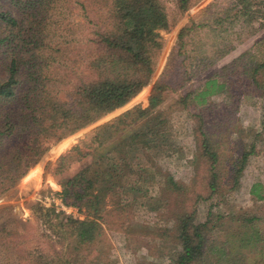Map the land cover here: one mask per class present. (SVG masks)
I'll use <instances>...</instances> for the list:
<instances>
[{"label":"trees","instance_id":"trees-1","mask_svg":"<svg viewBox=\"0 0 264 264\" xmlns=\"http://www.w3.org/2000/svg\"><path fill=\"white\" fill-rule=\"evenodd\" d=\"M65 1L69 0H0V194L25 177L49 150L51 143L96 122L140 93L154 74L157 57L163 48L160 31L169 30L174 23L162 0H109L108 27L95 32V39H89L98 48L88 64L92 75L75 84L69 97L62 99L53 90L61 80L50 73V69L59 62L60 53L65 52L70 43L66 38L72 33L68 21L71 19L67 20L59 8ZM196 1L175 0L173 14L182 16ZM74 2L82 10L86 9L84 1ZM56 9L60 11L59 17L54 22V29L50 30L52 19L49 14ZM61 15L64 16L61 18ZM64 25L65 32L69 31L67 37L62 36L63 39L57 41L48 39L49 31L61 38L58 31ZM262 29L264 0H218L201 9L181 28L176 43L177 54L185 55L178 62L174 60V52L171 53L163 72L166 78L174 68L182 65L178 87L166 79L157 80L146 108L136 106L127 110L103 129L111 135H119L136 121L148 117L144 123L106 148L102 147L99 133L92 132L62 156L61 163L73 154L77 160L95 154L91 162L61 183L59 192L67 206L84 211V218L74 219L64 210L35 203V215L53 236L50 240L62 246L39 255L35 264H85L81 251L84 247V250L90 249V245L101 239L102 212L109 201L116 203L119 195L120 199L128 197L135 201L143 198L142 204L150 211L163 207V197L151 193L161 174L155 158L175 151L176 145L170 118L162 112H152L164 102L169 92H175L191 81L195 67L199 66L202 72L208 70L228 56L237 44ZM199 31H205L208 42H201L194 36L193 33ZM258 43L257 51L253 46L243 50L219 70L207 73L201 82L176 100L183 108L194 110L199 157L207 163L210 173L206 181L209 192L203 198L215 195L222 182L221 159L206 126L207 113L203 112L212 108L216 97L232 99L241 85L264 99V47L260 48L264 39ZM189 46H192L194 56L187 54ZM15 102L19 103L17 110L7 107ZM236 131L242 133L243 127H237ZM260 136L261 132L252 134L249 148L244 143L241 156L232 163L230 182H224L231 183L228 188L238 186ZM14 137L24 138V144L4 150L7 141ZM86 147L89 148L85 150ZM165 181L173 190L183 191L171 174ZM250 195L253 199L264 200V181H254ZM195 214L192 210L175 215L174 235L181 244L175 251H168L171 264H217L223 261L227 264H264V235L255 223L259 219L257 215L246 213L234 226H226L227 235L234 239L229 243L225 239L219 244L214 235L216 227L221 230L219 219L214 223L209 213L206 220L199 221ZM228 244L230 249L226 248ZM105 254L102 253L100 260L98 258V263H106Z\"/></svg>","mask_w":264,"mask_h":264},{"label":"rangeland","instance_id":"rangeland-1","mask_svg":"<svg viewBox=\"0 0 264 264\" xmlns=\"http://www.w3.org/2000/svg\"><path fill=\"white\" fill-rule=\"evenodd\" d=\"M75 1V0H74ZM73 0L65 1L61 6L72 26V33L67 37L65 25L60 26L58 36H53V32L48 35L51 41L62 40V36L70 41L66 51L60 53L58 63L52 66L50 73L60 78L61 82L54 85V92L58 93L62 99L69 97L75 84L82 79L91 77L92 71L88 64L92 53H97V44L91 43L89 39L96 38L95 32L102 31L108 27L110 21L108 17L109 0H82L86 3V9L82 10ZM167 9L171 12V19L174 22L169 30H161L163 48L157 57L155 72L150 78L145 88L131 99L124 106L103 116L96 122L79 130L78 132L50 144L49 150L33 165L27 175L23 177L15 186L1 192L0 194V264H35L36 257L44 253H51L55 249H61V245L50 240L53 236L39 221L33 208L35 203H43L52 207V202L48 198L53 195L58 197L62 190L61 183L73 176L81 168L92 161L93 155H88L81 160L76 156H68L61 163L63 155L72 151V148L82 140L90 136L92 132L99 133L103 148L119 140L127 132L144 123L147 118H142L128 126L125 132L119 135H111L110 131H104V127L111 123L116 117L131 110L136 106L146 108L149 103L152 86L157 80H168L174 87H178L181 81L179 76L182 65L178 69L174 68L172 73L163 75L165 66L171 53L174 52L175 61H180L185 54H177V39L181 28L186 25L191 18H195L201 9L218 0H198L185 11L182 16L173 14L175 0H162ZM224 1V0H220ZM57 9L49 16L53 30L54 23L59 17ZM64 15H61V18ZM204 18V17H203ZM65 20V24H66ZM74 30V33H73ZM200 38L201 42H208L205 31L193 33ZM264 39V29L255 36L250 37L214 66L202 72L195 67L193 78L184 87L175 92H169L164 102L153 112H162L170 118L171 133L176 150L168 154H160L155 159L161 169V174L157 176V182L151 190L152 194L159 193L163 197L164 205L158 211H150L142 204L143 198L128 200V197L117 202L109 201L102 212L101 223L103 233L100 240L90 245L88 250L81 251L85 264L98 263L105 252V264H171L168 251H175L179 248L181 240L175 237L176 214L195 210L199 221L206 220L209 215L212 221L219 219L220 227L215 229L216 242L221 244L225 239L228 243L234 239L227 235L226 226H234L237 219L246 213L257 215L259 219L255 223L260 227L264 235V200L251 198L250 188L254 181H264V99L253 94L245 86L236 89V96L216 97L212 108L206 109L207 128L211 133L212 141L218 150L221 167L220 189L215 195L208 198L206 187L207 177L210 176L208 165L199 157L197 137L194 131L195 119L194 110L183 108L176 100L185 94L187 90L196 86L207 73L215 72L222 65L231 61L243 50L253 46V50L259 48V41ZM208 47V45L206 46ZM264 47V44L260 47ZM192 46L188 47V55H195ZM171 68L170 70H172ZM23 91V88L20 90ZM19 103L8 104V108L17 110ZM234 115V117L232 116ZM237 127H243V132H237ZM262 133L257 139L255 153L250 156L243 176L236 188L231 186L232 163L235 162L243 151L244 143H251L252 134ZM24 138L14 137L9 139L4 145V150L24 144ZM101 147V148H102ZM86 147L85 150H87ZM102 148V149H103ZM153 169V168H152ZM155 168L154 170H156ZM171 174L174 179L183 187V191L170 188L166 183V176ZM161 179V181L159 180ZM229 181L227 184L224 182ZM119 189V188H118ZM202 196V197H201ZM70 207L65 210L74 219L84 218V211L78 207ZM240 221V220H238ZM10 231V233H8ZM230 249V244L226 247ZM69 251V249H68ZM99 255V257H98ZM255 257L259 258V255ZM251 262V261H250ZM217 264H227L226 261Z\"/></svg>","mask_w":264,"mask_h":264},{"label":"built area","instance_id":"built-area-1","mask_svg":"<svg viewBox=\"0 0 264 264\" xmlns=\"http://www.w3.org/2000/svg\"><path fill=\"white\" fill-rule=\"evenodd\" d=\"M48 200L50 202H52V200H53L52 207H54L57 211H60V210H64L65 211V210H68L70 208V207H67V205L63 202V199L61 198V195H59L58 197H55V195H53L52 197L50 196L48 198Z\"/></svg>","mask_w":264,"mask_h":264}]
</instances>
